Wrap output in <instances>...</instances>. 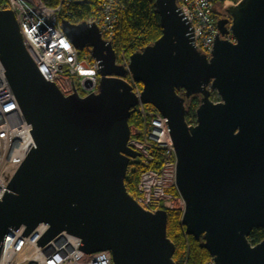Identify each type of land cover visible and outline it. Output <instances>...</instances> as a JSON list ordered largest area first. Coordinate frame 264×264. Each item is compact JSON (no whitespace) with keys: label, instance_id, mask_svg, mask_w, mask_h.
Returning <instances> with one entry per match:
<instances>
[{"label":"water","instance_id":"water-1","mask_svg":"<svg viewBox=\"0 0 264 264\" xmlns=\"http://www.w3.org/2000/svg\"><path fill=\"white\" fill-rule=\"evenodd\" d=\"M153 7L160 35L128 55L139 96L93 21L60 19L99 69L96 91L81 96L72 81L64 93L42 76L12 10L0 9V63L35 143L0 197V243L8 228L27 235L44 222L40 246L64 231L86 253L109 250L112 264H175L166 210L144 209L124 185L130 158L140 153L127 144L140 101L157 108L169 131L184 233L202 238L216 264H264V237L247 239L253 227L264 230V0L223 7L228 17L216 19L208 57L193 44L177 0H153ZM228 31L233 42L223 37ZM192 95L199 97L195 123H186Z\"/></svg>","mask_w":264,"mask_h":264},{"label":"built area","instance_id":"built-area-1","mask_svg":"<svg viewBox=\"0 0 264 264\" xmlns=\"http://www.w3.org/2000/svg\"><path fill=\"white\" fill-rule=\"evenodd\" d=\"M84 1L59 0L55 6H49L43 0H0V9L12 10L24 49L42 76L54 82L65 77L67 92L71 91L72 81L81 96L96 91L99 69L88 49L74 47L62 32L59 15L63 12L72 16L80 12L76 5ZM177 3L192 25L193 44L208 57L217 32L214 0H177ZM122 9L121 0H97L85 21H93L101 38L108 40L114 50V62L126 70L123 80L129 84L130 91L139 96L141 86L132 78L129 58L118 35ZM223 37L234 41L230 31ZM3 70L0 63V197L4 189L7 191L5 185L29 147L35 146L28 130L31 124L23 117ZM85 82L88 87L84 86ZM134 111L139 117L140 127H131L130 133L136 131L138 138L129 139L127 144L140 153L130 161L137 160L141 167L146 168L137 182V188L144 192L145 198H134L150 211L161 208L157 206L159 202L162 206L177 207L174 201L178 198L167 196L163 189L162 173L171 170L173 174L175 164L164 119L150 103L138 101ZM186 123H195V117ZM46 228L47 224L40 222L27 235L20 234L22 227L8 228L0 243V264H112L109 250L86 253L77 248L80 239L64 231L41 246L36 244L35 240ZM185 261L186 257L182 264ZM202 264L216 262L209 255Z\"/></svg>","mask_w":264,"mask_h":264},{"label":"trees","instance_id":"trees-1","mask_svg":"<svg viewBox=\"0 0 264 264\" xmlns=\"http://www.w3.org/2000/svg\"><path fill=\"white\" fill-rule=\"evenodd\" d=\"M97 0H85L83 3L76 5V9L80 12L67 16L63 12L59 15L60 19L65 18L71 22H80L86 20L91 13ZM225 0H214L215 4L220 5ZM236 2L237 0H230ZM49 6H55L59 0H43ZM123 9L119 26V39L121 45L126 49L127 55L140 49L142 46L155 40L161 33L158 16L154 11L153 0H121ZM215 17V15H214ZM216 18V17H215ZM140 85V84H139ZM141 86V85H140ZM179 92V90H177ZM211 97H215V93L211 92ZM199 103L198 95H192L188 98L184 119L190 122L195 117V109ZM129 127H140V120L133 111L128 118ZM138 134L130 133L129 139L137 138ZM142 167L128 166L124 177V185L126 191L133 197L137 193V182ZM166 188V191L177 194L174 184ZM163 207V206H161ZM164 208V207H163ZM166 236L173 243L172 260L175 264H182L186 257L185 264H202L209 256L208 251L202 246V238L194 239L191 235H185L183 226L180 224L181 211L178 209L166 208ZM264 237V230L261 227H253L247 239L251 244L260 241Z\"/></svg>","mask_w":264,"mask_h":264},{"label":"rangeland","instance_id":"rangeland-1","mask_svg":"<svg viewBox=\"0 0 264 264\" xmlns=\"http://www.w3.org/2000/svg\"><path fill=\"white\" fill-rule=\"evenodd\" d=\"M234 3L235 2H233V1L225 0L220 5L215 4V7H214V15H215V17L216 18L228 17V15L226 14L225 9L223 7L226 6L227 4L233 5ZM55 83L57 84V86L60 88L61 91H63L64 93H68L67 92V90H68L67 89L68 88V84H67V81H66L65 77L64 78L63 77L57 78L56 81H55ZM214 99L217 100L216 95H215ZM132 133H136V131H133ZM130 164H131V167H133V166H139V167H141L137 163V160L129 161V165ZM142 169H143V171L140 173V175L144 172V170H146V168H143V167H142ZM140 175H139V178H140ZM162 180H163V189H164L165 194L167 196L176 197V198L180 199L181 202H183L178 193L177 194H172V193H169V192L166 191V188H170L171 187L170 185L174 184L173 183V174H172V171L171 170H167V171H165V172L162 173ZM135 198L144 199L145 198L144 192H139V190L137 188V193H136ZM157 206L158 207H161L162 206V203L159 202ZM163 207H164V209H166V208H168V209H178V210L181 211V209L183 208V203H181V205H179L177 207H174V208H171L170 206H167V205H163ZM163 207H161V208H163Z\"/></svg>","mask_w":264,"mask_h":264},{"label":"bare ground","instance_id":"bare-ground-1","mask_svg":"<svg viewBox=\"0 0 264 264\" xmlns=\"http://www.w3.org/2000/svg\"><path fill=\"white\" fill-rule=\"evenodd\" d=\"M174 202H175V204H176L177 206L181 205V203H182V202L180 201V199H179V200L176 199Z\"/></svg>","mask_w":264,"mask_h":264},{"label":"flooded vegetation","instance_id":"flooded-vegetation-1","mask_svg":"<svg viewBox=\"0 0 264 264\" xmlns=\"http://www.w3.org/2000/svg\"><path fill=\"white\" fill-rule=\"evenodd\" d=\"M217 19V18H216ZM181 91V89H179V92Z\"/></svg>","mask_w":264,"mask_h":264}]
</instances>
